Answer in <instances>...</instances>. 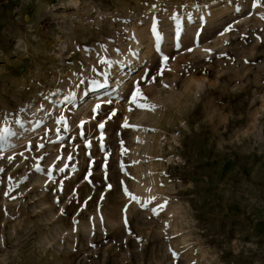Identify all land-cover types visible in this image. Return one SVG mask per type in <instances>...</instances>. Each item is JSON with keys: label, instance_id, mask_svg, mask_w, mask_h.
<instances>
[{"label": "rangeland", "instance_id": "obj_1", "mask_svg": "<svg viewBox=\"0 0 264 264\" xmlns=\"http://www.w3.org/2000/svg\"><path fill=\"white\" fill-rule=\"evenodd\" d=\"M255 3L0 0V264H264Z\"/></svg>", "mask_w": 264, "mask_h": 264}, {"label": "snow or ice", "instance_id": "obj_2", "mask_svg": "<svg viewBox=\"0 0 264 264\" xmlns=\"http://www.w3.org/2000/svg\"><path fill=\"white\" fill-rule=\"evenodd\" d=\"M259 3H260V0H256V3H255L253 6L256 7V6L259 5ZM261 18L264 19V17H261ZM153 28H154V30H155V25L153 26ZM232 30H233V29H232V26L229 25L228 27H226V28L224 29L223 32L220 33V35L223 36L225 33H227V32H231ZM179 31H180L179 23L177 22V35H179ZM157 35H159V33H157ZM225 43H227V41H225ZM188 51L191 52V51H193V49L189 48ZM204 51H205L206 53H209V54H210L212 50H211V49H208V48H205ZM222 55H223V54H222ZM163 59H164V63L167 64L169 58H168L167 56H165ZM101 63H108V61L102 59V60H101ZM95 83H96V82L93 81V84H95ZM165 87H167V85H165ZM108 102L111 103V101H108ZM130 103L133 104V105H135L136 108H138V109H143V110H148V111H155V110H156V107H157L155 104L149 102L148 97H147V96L141 91V88H140L139 85H137V87L135 88V90H134L133 92H131V100H130ZM96 107L99 108V105H97ZM129 111H131V109H129ZM115 115H116V113H115V112H112L111 116H115ZM111 116L109 117V119H111ZM18 122H19V121H18ZM122 126H123L124 128H129V127L135 128V127H137V126H135V125H130V124L128 123L127 119H125V121H124V123H123ZM99 128H100V129H103V128H104V124H103V123L99 124ZM8 131H9V130H8L7 128L4 129V132H5V133H8ZM12 134L14 135L15 133H12ZM0 139H2V138H0ZM100 139H101V141L103 140V133H102V132H101ZM87 146H88V147L91 146L90 142H88ZM37 147L42 148V147H44V145H43V144H40V145H38ZM124 152H125V154L127 153V149H126V148L124 149ZM20 155L23 156V153H20ZM11 159H13V157H9V160H11ZM57 159H60V157H57ZM68 159L71 160L72 157L69 156ZM35 167H36V170H37V171H40V170H41L38 164H37ZM67 167H68V165L65 164L64 167L59 168V171H60V172H64L65 169H66ZM106 167H107V166L105 165V168H106ZM0 171H3V170L0 169ZM48 175H49V179H51V172H50V171H49ZM89 175H91V173H89ZM86 178H87V177H86ZM11 180H12V178L9 177L10 186H9L8 192H5V193H4L5 195H9V193L12 192V191L14 190L15 187H18V186H19L18 184H16V185H12V184H11ZM89 182H91V181H89ZM107 187H108L109 189H111V188H112V185H111V184H108ZM124 192H125V194L130 198V200H135V201H137V202L139 203V198L136 197V196H134V195H133V194L127 189V187L124 188ZM11 198H12V199H15V197H11ZM89 199H91V198H89ZM101 200H103V196L101 197ZM58 202H59V201H58ZM150 202H151V201H145L141 206H142V207H147L148 204H149ZM84 204H85V206H87V201H85ZM158 207H159L160 209H162V208L165 207V205H164V204H161V205H158ZM81 210H83V209H81ZM126 210H127V209L125 208V211H126ZM97 211H99V208L97 209ZM152 211H153L154 214H157V215H158V212H157V209H156V208H153ZM77 223H78V221H76L75 219H73V225H76ZM101 223H103V216H101ZM124 223H125V226H127L128 221H127V217H126V216H125V219H124ZM76 230H77V229L74 227V228H73V231H76ZM93 246H94V245H93ZM172 256H173V258H176V257L178 256V253H176V252L173 251V252H172Z\"/></svg>", "mask_w": 264, "mask_h": 264}, {"label": "bare ground", "instance_id": "obj_3", "mask_svg": "<svg viewBox=\"0 0 264 264\" xmlns=\"http://www.w3.org/2000/svg\"><path fill=\"white\" fill-rule=\"evenodd\" d=\"M151 11H152V10H151ZM151 11H150V12H151Z\"/></svg>", "mask_w": 264, "mask_h": 264}]
</instances>
